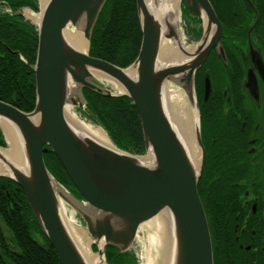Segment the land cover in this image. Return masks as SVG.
I'll return each mask as SVG.
<instances>
[{
	"label": "water",
	"instance_id": "1",
	"mask_svg": "<svg viewBox=\"0 0 264 264\" xmlns=\"http://www.w3.org/2000/svg\"><path fill=\"white\" fill-rule=\"evenodd\" d=\"M36 1L41 19L36 24L35 64L30 66L35 78L34 109L23 112L0 101V122L13 126L22 138L27 170L13 167L0 152V178L9 179L21 188L59 264H87L63 220L65 214L71 217L66 207L83 223L88 239L92 241L91 246L96 248L92 253L100 255L105 264L107 247L114 248L119 254L129 252L140 226L164 211L169 213L171 220L174 264H213L210 233L197 191L205 150L201 141L195 74L211 51L224 65H227V59L220 43L222 24L209 0H179L181 29L183 5L201 21V35L189 63L162 69L156 65L162 41L161 28L146 0H135L141 43L136 59L126 68L89 55L92 32L107 0H47L44 7L40 0ZM246 1L255 20L248 29L246 50L241 52L245 74L243 88L260 108V88L264 90V57L250 36L258 14L252 2ZM66 30L80 31L88 50L75 49L66 40ZM172 37L174 32L168 29L165 38ZM174 76L178 77L175 85L186 92L188 101L196 110L197 165L163 110L161 81ZM68 81L76 88V100L68 98ZM103 82L113 88L119 86L123 91L114 94ZM84 90L104 97L126 96L131 100L140 120L143 155L125 152L113 143L114 148L109 149L92 138L80 137L70 127L66 106L71 104L73 108L86 109ZM210 91V79L206 77L205 99ZM0 132L5 143V147L0 146V151H4L8 143L1 125ZM48 151L54 153L78 196L62 186L46 168L43 154ZM149 154L153 162L143 163L141 159ZM99 241H103L101 249Z\"/></svg>",
	"mask_w": 264,
	"mask_h": 264
},
{
	"label": "trees",
	"instance_id": "2",
	"mask_svg": "<svg viewBox=\"0 0 264 264\" xmlns=\"http://www.w3.org/2000/svg\"><path fill=\"white\" fill-rule=\"evenodd\" d=\"M5 1L8 8L12 11H16L23 6L38 11V5L35 0ZM250 1L258 14V21L250 36L253 42L260 47L264 57V0ZM209 2L222 24V35L230 36V44H225L226 49L224 51L226 52L225 55H227V65L222 63L214 51L211 59L220 61L223 67L227 69L224 83L231 96V85H233L234 92H237L243 86L241 79L244 76V70L241 52L246 50L248 29L253 24L255 15L246 0H209ZM185 12L189 13L186 9ZM194 19L190 18L189 20L192 27L189 33L197 41L201 35V21ZM37 43L38 32L34 25L25 21L19 15L0 14V101L23 112H30L35 106V78L30 66L35 64ZM140 43L141 32L135 0H107L92 32L89 55L115 66L126 68L136 59ZM233 49L238 52V61ZM16 52L24 61L19 59ZM83 93L87 101L85 111L102 126L112 143L117 148L130 154L143 155L145 149L140 120L131 100L126 96L104 97L99 93L88 90H84ZM231 103L230 99L229 104ZM215 104H219V102L216 101ZM238 104L240 102H236V105ZM216 112L208 127L210 131L212 127L214 128V135L218 138L216 143L221 146L224 143H229V140L225 134L227 133V127L222 110L219 111L218 109ZM232 127L228 124V128L232 131L234 137L233 132L237 133V131ZM0 146L5 147L1 132ZM225 147L226 145L224 150ZM215 155V152L212 151L210 160L212 169L216 165ZM226 156L228 154L224 158ZM43 160L51 175L71 193L78 195L54 153L48 151L43 154ZM221 160L218 161L217 165ZM220 168L224 169L225 165L223 163L222 165L220 164ZM204 174L198 183V192L209 220L210 229L211 226L219 229V226L224 227V224L222 221L214 222V216L218 215L220 220L219 215L221 217L222 215L228 216L231 210L234 209L236 205L234 202L235 192L234 190L229 192L228 188L239 175L231 174L223 177L216 183V187L213 184L211 188V184V186L205 187L202 192V182L204 183L206 179L205 183L208 184L211 179L210 174L207 177H204ZM220 184L222 185L220 186ZM0 187V192H3L4 189V200L7 198L6 192L9 193L8 198L13 193H19V199L26 211L23 223H21L19 217L14 222L7 221L4 215V221H7V226L15 235L13 243L18 246V252L15 254H10L9 251L4 252V264H59L51 244L33 219L31 209L20 187L6 178H0ZM31 221L35 223L34 227L40 236V243L34 239V228ZM105 258L107 264H138L137 259L130 251L119 254L117 250L111 247L106 248ZM214 264H216L215 257Z\"/></svg>",
	"mask_w": 264,
	"mask_h": 264
},
{
	"label": "flooded vegetation",
	"instance_id": "3",
	"mask_svg": "<svg viewBox=\"0 0 264 264\" xmlns=\"http://www.w3.org/2000/svg\"><path fill=\"white\" fill-rule=\"evenodd\" d=\"M5 2V0H0V14L22 16L25 21L35 26L26 18V11L29 10L33 14L38 11L25 6L12 11ZM185 13V9L182 8L183 17H185ZM191 18L194 19V17ZM183 27L185 28L184 24L182 25ZM229 40L230 36H221L220 41L224 51L226 49L225 44H230ZM233 51L238 61V52L235 49ZM212 53L213 51H211L206 62L195 74V92L200 113L201 141L205 150V163L201 178L204 173V177H207L208 174L212 176H210L211 179L208 184L205 183L207 180L203 179L204 183L202 182L201 191L203 192L205 187H209L211 184V188L213 184L216 187V183L223 177L231 174L239 175L228 188L229 192L231 190L235 192L234 202L236 205L234 209L231 210L228 216L222 215L221 217L219 215L220 220L218 215L214 216V222L222 221L224 227L219 226V229H216L211 226L210 229L209 220L198 192L210 233L213 264L214 257L216 264H264V90L260 88V108L255 106L243 86L240 90L234 92L233 85H231L230 96L224 83L227 69L223 67L220 61L211 59ZM206 77L210 79L211 83V91L207 99H205ZM244 78L245 74L241 82ZM230 99L231 104H229ZM216 101L219 104H215ZM236 102H240V104L236 105ZM218 109L219 111L222 110L227 127V133L225 134L229 140V143H224L221 146L216 143L218 138L214 135L212 125L211 131L208 127L210 126V120L215 117ZM228 124L237 131V133L233 132L234 137L232 131L228 128ZM225 145L226 151L224 150ZM212 151L216 154L214 157L216 165L222 159L213 169L210 162ZM226 154L228 156L224 158ZM222 163L225 168L219 169ZM3 194L4 189L3 192H0V264H4V252L9 251L10 254L18 252V246L13 243L15 235L11 232L6 222H14L19 217L21 223H23L24 213L26 212L19 199V193H13L8 198L9 193L6 192L7 198L5 200ZM4 215L6 222L4 221ZM32 217L34 219L33 214ZM31 224L34 228V239L40 243L41 239L34 227L35 223L31 221Z\"/></svg>",
	"mask_w": 264,
	"mask_h": 264
},
{
	"label": "bare ground",
	"instance_id": "4",
	"mask_svg": "<svg viewBox=\"0 0 264 264\" xmlns=\"http://www.w3.org/2000/svg\"><path fill=\"white\" fill-rule=\"evenodd\" d=\"M46 1L40 0L42 7H44ZM146 2L152 10L154 19H156L161 28L162 41L156 63L157 68L162 69L173 64L189 63L195 55L196 46H189L184 40L178 15L179 0H146ZM26 16L33 19L36 23H39L41 19V14H33L29 10L26 11ZM168 29L174 32V37L169 39L165 38ZM65 37L75 49L82 52L88 50L87 42L82 38L80 31L66 30ZM133 74L135 75V71H133ZM177 81L178 77L175 76L162 79L160 87L162 106L167 119L174 129L180 133L194 165H197L199 159L198 149L195 146L197 114L196 110L193 109V105L188 101L186 92L175 85ZM114 88L118 92L123 91L119 86H114ZM67 93L69 100H76L78 93L71 81H68ZM72 108L71 104L66 106V118L70 127L80 137L92 138L109 149L114 148L102 128L82 122ZM0 125L4 130L8 143V148L0 152L4 154L13 167L18 168L20 171H26L27 160L22 138L17 134V130L13 126L3 122H0ZM141 161L145 164H151L153 158L149 154L147 157L142 158ZM4 173L10 175L7 171ZM54 186L61 191L56 184ZM63 220L83 260L87 264H105L100 255L92 253L90 248L92 241L88 239L81 229L74 225L72 217L65 214ZM170 223V215L164 211L140 226V230L146 233L143 237L144 247L141 256L143 264H174V239ZM98 245L101 249L103 241H99Z\"/></svg>",
	"mask_w": 264,
	"mask_h": 264
},
{
	"label": "rangeland",
	"instance_id": "5",
	"mask_svg": "<svg viewBox=\"0 0 264 264\" xmlns=\"http://www.w3.org/2000/svg\"><path fill=\"white\" fill-rule=\"evenodd\" d=\"M181 11H182V5H181ZM38 13V12H37ZM186 17H187V19H186ZM26 18L29 20V21H31L33 24H37L35 21H33V19H31V18H28L27 16H26ZM190 18V16L188 15L187 16V14L185 13V17H183L182 15H181V21H183V23L181 22V25H185V28L183 27L182 28V31H183V35H184V39H185V41L187 42V44L189 45V46H195L197 43H198V41H195L191 36H190V34H189V32H188V30H190L189 28V24H190V22H189V19ZM184 19V20H183ZM196 26H197V24H196ZM103 85L104 86H106L107 88H109V89H111L112 90V92L114 93V94H118V91L116 90V89H114L113 88V86L111 85V84H109V83H106V82H103ZM73 109V111L75 112V114L78 116V118L82 121V122H84V123H86V124H88V125H91V126H94V127H100L101 128V126L99 125V123L89 114V113H87L83 108H78V107H74V108H72ZM103 129V128H102ZM104 130V129H103ZM104 132L106 133V131L104 130ZM107 134V133H106ZM107 136H108V134H107ZM108 138H109V136H108ZM110 139V138H109ZM111 141V140H110ZM112 143V142H111ZM67 208V210H68V214L69 215H71V217H72V219H74V225H76L79 229H81L84 233H85V235L88 237V235H87V233H86V231H85V228H84V225H83V223L80 221V219L78 218V216L70 209V208H68V207H66ZM6 231V230H5ZM7 232V231H6ZM146 235V233L145 232H143V231H138V234H137V237H136V239L134 240V242H133V244H132V246H131V248H130V252L135 256V258L137 259V262H138V264H143V260H142V258H141V256H142V251H143V247H144V241H143V237ZM91 248H92V246H91ZM92 250H94V251H96V249L95 248H93ZM91 250V251H92ZM93 252V251H92Z\"/></svg>",
	"mask_w": 264,
	"mask_h": 264
}]
</instances>
